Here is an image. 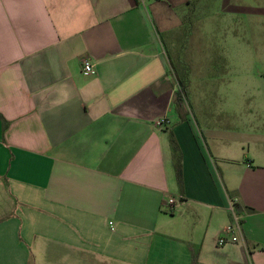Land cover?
Wrapping results in <instances>:
<instances>
[{
    "label": "crops",
    "instance_id": "1",
    "mask_svg": "<svg viewBox=\"0 0 264 264\" xmlns=\"http://www.w3.org/2000/svg\"><path fill=\"white\" fill-rule=\"evenodd\" d=\"M223 3L0 0V264H264V134L178 55Z\"/></svg>",
    "mask_w": 264,
    "mask_h": 264
},
{
    "label": "rangeland",
    "instance_id": "2",
    "mask_svg": "<svg viewBox=\"0 0 264 264\" xmlns=\"http://www.w3.org/2000/svg\"><path fill=\"white\" fill-rule=\"evenodd\" d=\"M223 2L210 6L211 14L197 27L188 28L178 55L192 69L196 94L203 87L225 98L223 103L192 101L194 111L218 104L226 128L240 120L246 153L250 140L264 134V0H236L235 10L231 0ZM201 81L206 83L201 86Z\"/></svg>",
    "mask_w": 264,
    "mask_h": 264
},
{
    "label": "built area",
    "instance_id": "3",
    "mask_svg": "<svg viewBox=\"0 0 264 264\" xmlns=\"http://www.w3.org/2000/svg\"><path fill=\"white\" fill-rule=\"evenodd\" d=\"M82 71L84 73H86V74H89V73H91L93 71V66H92L91 62L88 59H86V58H84L82 60ZM163 122H164L163 119L157 120L156 121V125L157 126H161L163 124ZM166 204L169 205L170 207H173L176 204V200L174 198H172V197H169L166 200ZM230 210L233 213V210H234L233 206L230 207ZM231 232H232V228L230 226L226 227L223 230V233L218 237L217 244L218 245H224V244H226L228 242H235L237 239H236L235 236H233L231 234Z\"/></svg>",
    "mask_w": 264,
    "mask_h": 264
},
{
    "label": "trees",
    "instance_id": "4",
    "mask_svg": "<svg viewBox=\"0 0 264 264\" xmlns=\"http://www.w3.org/2000/svg\"><path fill=\"white\" fill-rule=\"evenodd\" d=\"M170 144L172 147L174 159H175V174H176V179L179 185H181L182 181V176H181V157L179 153L178 146L176 145L173 137H170ZM192 264H196V256L192 257Z\"/></svg>",
    "mask_w": 264,
    "mask_h": 264
}]
</instances>
